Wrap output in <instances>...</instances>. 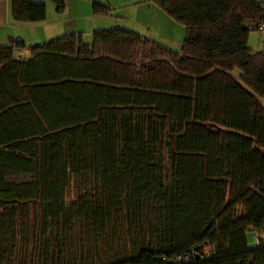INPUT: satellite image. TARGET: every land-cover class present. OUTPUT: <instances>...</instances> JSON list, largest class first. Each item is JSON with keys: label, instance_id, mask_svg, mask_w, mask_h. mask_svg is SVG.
<instances>
[{"label": "trees", "instance_id": "1", "mask_svg": "<svg viewBox=\"0 0 264 264\" xmlns=\"http://www.w3.org/2000/svg\"><path fill=\"white\" fill-rule=\"evenodd\" d=\"M10 1L14 23L44 20ZM148 2L177 52L118 27L26 61L0 45V264H175L201 242L210 258L177 264H264V3Z\"/></svg>", "mask_w": 264, "mask_h": 264}, {"label": "crops", "instance_id": "2", "mask_svg": "<svg viewBox=\"0 0 264 264\" xmlns=\"http://www.w3.org/2000/svg\"><path fill=\"white\" fill-rule=\"evenodd\" d=\"M256 1L264 3L262 0ZM29 2L44 5L45 18L43 21L38 23H14L11 17V1L0 0V45L13 47L17 41L22 44V48L13 47L12 57L14 60L26 61L30 57V52L27 58H20L18 55L25 54L24 52H27L28 48L36 44L64 35L75 33H81L82 36L90 35L93 30L108 29L105 27L113 28L114 26L123 27L122 29L125 30L139 31L137 21L141 19L146 21V19L152 18L151 23H153L154 16L159 27L164 25L171 28L170 32L166 34L163 30H160L161 28L155 26L158 29L155 30L157 35L162 36L165 34L171 38L174 34L175 27L148 0H63L65 9L60 13L55 11L49 0H29ZM91 3L108 7V15H92ZM139 10H142L141 14ZM138 15L140 16L138 17ZM81 20H84L85 24L81 23ZM92 20L103 21H97L101 22L97 25L96 23L92 24ZM150 31L152 30H145L147 33L145 37L148 39L153 37ZM175 32H177L176 29ZM14 55L16 56L14 57Z\"/></svg>", "mask_w": 264, "mask_h": 264}, {"label": "rangeland", "instance_id": "3", "mask_svg": "<svg viewBox=\"0 0 264 264\" xmlns=\"http://www.w3.org/2000/svg\"><path fill=\"white\" fill-rule=\"evenodd\" d=\"M264 1V0H262ZM142 10H139V13L141 14ZM140 15H138L139 17ZM165 17L168 19L167 21H170V24L175 27V29L177 30V32H175L174 29V34L171 38H169L168 36H166L165 34L161 35H157V33H155V30H158L157 25L158 23L156 22L155 16H154V22L151 23V20H153L152 18L146 19V21H144L143 19L138 20L137 21V27L139 28V31H133L136 32L140 35H142L143 37L147 36V31L145 32V30H152L150 31L153 37H150L151 39L157 41V43L163 45L164 47H166L167 49L173 51V52H177L180 46V42L182 40L183 37V32H182V28L175 24L174 22H172L166 15ZM148 18V17H147ZM98 19H106V18H98ZM97 21H103V20H92V24H97L99 25L101 22H97ZM81 23L85 24L84 20H81ZM113 27V25H112ZM114 27H118V26H114ZM105 28H109V27H105ZM118 28H123V27H118ZM161 28V29H160ZM160 30H163L166 34L170 32L171 28L165 27L164 25H162V27H159ZM164 36V37H163ZM173 40V41H172ZM83 41L85 43H89L90 42V35H84L83 36ZM247 44L250 47V49L252 50L253 53H256L258 51H260L261 49V34L259 32H250L248 35V40H247ZM25 54H20L18 55L20 58H27L29 51L27 50V52H24ZM16 55H14L15 57ZM72 192L69 193V197L71 195ZM246 240H247V244L249 246H252L254 244V240H253V235L252 233H247L246 234Z\"/></svg>", "mask_w": 264, "mask_h": 264}, {"label": "built area", "instance_id": "4", "mask_svg": "<svg viewBox=\"0 0 264 264\" xmlns=\"http://www.w3.org/2000/svg\"><path fill=\"white\" fill-rule=\"evenodd\" d=\"M263 27H264L263 24H261L258 27V30H262ZM253 240L256 242L255 235L253 236ZM194 254L195 255L198 254L201 259H207L213 255V249L208 242H201V243L197 244L189 252H187L185 255L179 256V257H174L172 262L175 264L180 263V262L186 263L190 258H193Z\"/></svg>", "mask_w": 264, "mask_h": 264}]
</instances>
